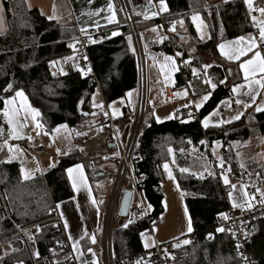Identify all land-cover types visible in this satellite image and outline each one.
<instances>
[{"label":"trees","instance_id":"trees-1","mask_svg":"<svg viewBox=\"0 0 264 264\" xmlns=\"http://www.w3.org/2000/svg\"><path fill=\"white\" fill-rule=\"evenodd\" d=\"M2 1L9 30L5 36H0V127L5 130L2 118L5 98L14 95L15 90L22 89L31 105L39 111L42 123L49 132L65 126L75 141L76 136L84 130L83 123L93 117L97 90L77 69L58 74L51 69V62H59L71 55L69 44L78 36L74 22L49 20L39 10L28 8L25 0ZM217 1L210 8L208 0H165L169 11L161 18L145 22L139 15L136 16L140 33L147 27L173 25V22H177L174 26L176 33L189 37L197 44L198 53L191 57L188 70L178 75L179 87H186L185 81L189 80L190 94L196 96L208 86L206 79H211L216 84L211 90V99L199 112V120L189 119V110L184 109L178 111L173 119L157 123L151 108H148V119L140 133L133 160L135 176L142 186L146 200L153 207L151 218L154 219L164 211V196L160 187L168 179V173L163 165L171 164L172 154L176 158L180 168L173 167L172 172L180 190L185 194V204L192 221V234L198 235V239L185 249L189 253L187 264H242L229 233L218 234L212 241L208 240V233L216 225L217 217L230 208L222 180L212 171L210 151L215 144H220V157L230 162L233 174L239 176L241 170L232 150V143L244 145L256 134H264V112L255 116L257 132L245 120L219 128L201 127L200 120L232 94L230 87L226 88L224 83H220L226 80V68L212 64L211 67L204 68L207 64L203 54L213 48L216 42L214 19L219 21L227 39L245 37L253 32L244 1ZM256 4H264V0H256ZM196 14L201 15L211 28L212 38L207 42L200 41L197 36L192 23V16ZM181 20L183 26L178 23ZM98 32L105 36V41L92 47L90 54L102 93L108 104H112L138 89L139 62L123 13L115 25ZM113 32L117 35H112ZM171 39L174 49L166 48V52L171 55L180 53L177 56L181 59L188 57L180 45V39L173 35ZM193 69L197 71L195 75ZM9 83L13 84V89L5 92ZM130 116L131 108L125 107L121 119L129 122ZM192 148L205 155V167L199 171L189 165L191 157L183 156L181 152ZM108 160L119 163V156H113L112 153ZM101 162L96 158H83L73 146L66 155L59 157L57 165L48 169L44 177L28 180L21 178V165L18 162L0 163V190L6 192L14 212L12 220L0 224V242H11L14 247L13 253L3 259L2 264L21 261L30 264L26 251L17 242L18 226L46 216L55 205L74 196L66 169L81 164L93 180L92 168L98 167ZM181 167L191 172H182ZM104 176L105 174L102 175ZM146 229L147 223L143 219L127 228L116 229L113 235L115 260L121 261L141 251V233L144 234ZM246 232L252 259L257 264H264V219L248 223ZM57 236L52 226L41 229L37 233L40 253L51 264H68L59 259L61 250L56 242Z\"/></svg>","mask_w":264,"mask_h":264},{"label":"crops","instance_id":"crops-1","mask_svg":"<svg viewBox=\"0 0 264 264\" xmlns=\"http://www.w3.org/2000/svg\"><path fill=\"white\" fill-rule=\"evenodd\" d=\"M28 8L30 9H37L40 11V13L45 16L47 19H49L50 16H54L55 18L49 19L52 21H57V22H63L66 20H72L77 28L78 31H81L83 29V32H88V31H94L98 32L100 29L115 25L120 18L122 17V10L120 6L119 0H91V3L89 0H25ZM135 1V7L137 10H140L139 16L141 19L145 22L154 20L156 18H159L158 15H164L169 11V7L167 3L165 2L167 6V11L161 12L160 11V4L159 1H154V0H134ZM218 1L217 0H208V5H210V8H213L214 4H216ZM112 4V9L109 10L108 4ZM254 5L264 7V4L257 5L256 0H254ZM0 6H2L3 11H0V28H2V31H0V36H5L8 33L9 30V25H8V19H7V14L6 10L3 4V1L0 0ZM55 7V12H53V8ZM246 7L247 14L250 15V21L251 25L253 28L252 34L245 36V38H248L250 36L256 37L257 38V44H258V49L260 50V47H262L259 43V37L255 36V31L258 30L257 27L253 26V20L252 16H255L257 20H264V16H261L260 13H256L255 11L249 14L248 8ZM149 8V11L146 9ZM99 10V11H97ZM143 11H145V14H142ZM115 14V20L116 22L114 23H109L108 22V17H110L112 14ZM152 13H157L156 15H152ZM147 15L148 18H145ZM199 20L196 23H193L194 28L196 30L197 36L202 42H207L212 38V31L209 26V24L205 21V19L199 15ZM203 22V24L200 27V31H197V25L200 24V22ZM215 26H213L215 30V36H216V42L213 48L207 50L204 52L203 56L206 59V64L207 65H217V66H222L227 69V77L226 80L224 81V86L230 87L231 92L232 88L238 85H245L244 88L238 89L240 92V95H237L232 92L231 96L228 98L223 99L220 101L218 106L207 116L208 117V123L209 127L205 128L202 124V121L204 120L201 119V127L203 129H209V128H219L222 126H228L235 124L237 122H240L242 120H245L247 125L255 130L257 132V124L255 120V116L261 112H264V110L257 112L255 111V108L264 103V90H261L260 94L256 96L255 102H253L249 96L243 95V92L247 91L246 87V81L244 79V73L240 69L239 65L242 61L245 59H248L251 57L252 53H248L247 56H242L240 60H229L225 55L221 54V50L218 47L221 43L227 44L229 41H236V39H227L225 37L224 31L217 19H214ZM173 25H171L170 28H172ZM169 28V29H170ZM155 29V31H153ZM168 32L171 35L178 34L176 33V29L174 27V30H169ZM82 32V31H81ZM166 30L164 26H151L147 27L142 31V37L144 40V46H145V51L148 53V60L147 63L149 65V82H150V92H149V107L152 110V115L154 119L156 120L157 123H163L166 121H169L173 119L178 111L188 109L189 112L191 111H196L200 112L205 105L208 103V101L212 97V89L208 84V86L204 89V91L200 95L192 96L190 94V90L186 87L182 88L179 87L178 85V75L179 73V65H178V57L176 54L171 55L166 52V48H158V49H151L150 44L153 42H159L158 39H163L166 37ZM203 35V39L201 36ZM161 39V40H162ZM180 45L183 47L184 51L188 54V57L182 58L189 66L191 65V57L195 54L198 53L197 49V44H194L192 40L189 37L184 36L183 38L180 39ZM239 46H243V42ZM228 49L226 48L225 51ZM254 49L253 51H255ZM261 51V50H260ZM261 55L264 56L261 52ZM165 57H171V61H166ZM138 58V57H137ZM197 73V71H196ZM137 90L131 91L126 98L118 100L113 102L111 105V108L113 107L114 103H117L119 101H122L121 106L116 110V120H119L123 117V109L125 107H128L127 103L131 105V100L137 93ZM173 92V95L177 97L176 101H171L170 100V93ZM178 93L180 95H178ZM186 93V94H184ZM206 94H210L208 99L205 101L203 100V97ZM5 99H10L14 100V102L18 105L19 104V97H15V94L12 96H8ZM236 99H240L242 103L240 105H237L235 103ZM5 101V100H4ZM194 102V103H190ZM195 103H200L201 106L199 109L195 107ZM247 103L249 106L244 107V104ZM99 102H96L95 105H98ZM124 104V105H123ZM20 105V104H19ZM185 105H188V107H185ZM33 107V106H32ZM131 108V106H129ZM34 108V107H33ZM215 113V114H214ZM237 113H242L240 115L239 119H232L234 115ZM171 116V119H165V117ZM2 118H3V111H2ZM159 118V121L158 119ZM26 119L24 118V122ZM221 121H230L228 123H220ZM3 122L5 125V131L9 133V126L3 118ZM42 123V120H41ZM42 125L45 127V125L42 123ZM26 126V137L32 136V133L29 131V125L26 121L25 123ZM46 133L45 136L43 135L42 137L38 138L40 141H37L36 144L38 145H47L44 144V142H50L47 146L50 147V154L51 158L49 159H44L40 163H38L33 154L25 150L26 152V159L25 161L22 160H16L14 162H18L21 167H23L26 171L28 167H30L29 163L30 161H33L35 164V167H32L31 170L28 172L31 174V178L37 177V173L42 171L46 173L48 169H50L53 166H56L59 157L61 155H64L65 153L69 152L71 148L73 147V144H69L70 146L66 148L60 147V143L54 139L55 136V131L54 132H49L48 129L45 127ZM61 135V134H60ZM27 137V138H28ZM48 137V138H47ZM25 139V138H24ZM2 142V141H1ZM215 150L216 157H213V150ZM235 148L238 149L237 154H236V160L239 164L240 167V175L236 176L234 174L231 175H226L228 180H229V185H225L222 180V184L225 186H230L231 184L237 185V188L233 190L231 188V191L233 192V197L236 200L237 203H240L241 201V196L239 192L240 185L243 184L245 180L248 177H253L257 173V168L261 167L262 168V173L264 174V134H256L253 136L250 141L244 145L240 144L239 142H234L232 143V150ZM220 144H215L212 149H211V155L213 160H217L218 162L225 161L220 157ZM52 150L53 153H52ZM59 150V151H58ZM54 156V160L52 162V165L49 163L50 160H52ZM197 158H205V155L203 153L201 154H194ZM48 164L44 165L43 163L47 162ZM213 163V162H212ZM241 164H243V168L241 167ZM74 167V166H73ZM169 171H171L172 176V165L168 164ZM83 168V176L85 178V185L86 186H81L78 185L77 190H74L72 187V182L70 181L71 187L74 191V196L71 199L65 200L60 202V208L58 209L60 214H63V224L65 228V222L68 224V228H65V231L68 235V237L71 235V237L74 240H78L79 243L76 246L78 248V251L74 250L73 247V240L71 241L73 252H74V257H75V262L76 264H84L85 261L88 262V264H92V261L95 260L96 264H101V247L104 244V233L105 230L102 231V216L100 214V202L97 200V194H96V189L92 187V184L90 182V179L88 178V174L86 170ZM212 171L214 172V168H212ZM106 174L110 172L105 171ZM215 173V172H214ZM108 174V176H110ZM68 175V173H67ZM73 176H76V172L73 173ZM112 176V175H111ZM111 180L113 177H111ZM102 177V175H100ZM105 177V176H104ZM114 181V179H113ZM171 181V179L168 177L166 181H164L161 184L160 187V192L163 194V186L168 182ZM174 181L177 183L176 179L174 178ZM178 186V183H177ZM97 187V186H96ZM179 187V186H178ZM100 190V189H99ZM101 191V190H100ZM107 193V190H105ZM264 191V190H261ZM179 192L183 194L184 197V192H182L179 188ZM89 193L91 195H89ZM250 194H255V199L251 201H260V195L257 192L250 193ZM164 196V195H163ZM110 199V196H109ZM141 199L143 204L145 205L147 212L149 214H152L153 212V207L151 206L150 209L147 208V205H150L148 201L146 200L143 192L141 193ZM229 199V196H228ZM95 201L93 203L92 201ZM229 203L231 206H233V200L229 199ZM161 218V216H160ZM105 222V221H104ZM162 224V220H161ZM193 231V229H192ZM86 233V234H85ZM192 233V232H191ZM190 233V234H191ZM83 237V238H81ZM91 237L95 238V243L92 242ZM153 239V238H151ZM174 238H168L165 240V243L172 242ZM154 243V241H153ZM6 245H10L12 247L11 251L7 255H3L0 251V257L5 259L7 256L11 255L14 251V247L11 242L7 243H1L0 242V250ZM153 245V244H152ZM91 248L92 252H89L88 249ZM144 248V246H143ZM94 254V255H93ZM0 258V259H1ZM22 264H26L24 261H21ZM21 262H16L14 264H21ZM31 264V263H30Z\"/></svg>","mask_w":264,"mask_h":264},{"label":"built area","instance_id":"built-area-1","mask_svg":"<svg viewBox=\"0 0 264 264\" xmlns=\"http://www.w3.org/2000/svg\"><path fill=\"white\" fill-rule=\"evenodd\" d=\"M122 13L124 14L127 24L136 39L137 53L140 64L145 63L146 55L143 49H139V41L141 35L139 33L136 16L139 15V10L136 9L132 0H119ZM244 1V0H242ZM261 7V6H257ZM259 13L258 11H255ZM142 14H145L143 11ZM250 18V15H248ZM161 18V15H158ZM166 30V37L160 42H153L150 44L151 49L158 48H169L174 49V44L168 29L171 25L163 24ZM255 36H258V30L255 31ZM79 41V43H76ZM105 41V36L99 32L88 31L81 32L78 31V36L72 41L71 44H75V53L72 48L71 56L74 55L76 66H73L72 60L65 61L64 58L59 60V67L52 64L51 69L55 74L60 72H68L72 69H77L82 73L84 78H87L92 84L95 85L100 102L98 105L101 107H96L93 112V117L83 125L87 126L86 130L80 132L75 140V150H77L82 155L94 157V158H106L112 155L114 150L118 152L119 156V171L114 183V188L109 202L108 210V222L105 234L104 242V264H187L189 261V253L185 251L190 245H192L197 239V234H189L181 239L169 242V243H158L155 239L154 229L157 225L161 224V218L156 217L151 218V214L147 212L145 205L141 199L142 186L135 176L133 169V160L137 150L138 139L140 132H136L137 124L135 128L130 130V132L125 131L126 136L120 132L116 118L112 114L110 104L106 101L98 80V77L94 70V64L91 58L90 49L97 44H101ZM262 54L264 55V46L260 47ZM142 60L144 62H142ZM179 65V73L183 74L188 70V64L181 58H177ZM186 88L189 89L191 82L189 80L185 81ZM170 93V100L176 101L177 97ZM107 113V114H105ZM189 119L199 120V113L196 111L189 112ZM136 123H140V116L136 115ZM9 134L3 130L0 132V142L7 140ZM114 144L115 148H111ZM20 146L25 148L28 152L33 154L35 160L40 163L44 159L51 158L50 147L47 145H38L34 142L32 136L27 139L20 141ZM214 172L220 178L222 175L233 174V166L228 161H223V167H221V162L213 160ZM37 177H44L45 173L40 171ZM245 190L250 194L256 192V189L264 190V174L262 172H257L253 177H248L244 182ZM224 191L227 196L229 191H231L230 186H225ZM125 191L132 192V200L129 207V212L126 217L119 216V209L124 196ZM253 205L252 208L245 207L241 210L240 207L230 208L224 213L228 216V219H224L223 216H218L216 225L209 231L212 234V238L208 240L212 241L218 234L229 233L234 241V246L236 252L240 258L242 264H257L251 257L248 250V238H245L246 226L248 223L256 220L264 219V203L260 201H250ZM14 212L12 210L10 201L4 190H0V224L12 220ZM145 220L147 223V229L144 232V237L153 238L154 243L149 248H143L141 251L123 258L121 261H117L114 258L113 252V227L116 220H119V225L121 228H127L132 224H135L139 220ZM132 223H129V221ZM127 224V227L124 225ZM40 226V230L52 226L55 228L58 236L56 239L57 245L60 247L61 253L59 259L62 262L68 264H76L74 252L72 248L71 241L65 231L63 220L59 210L56 205L51 209V211L43 217L34 219L32 221L26 222L18 226V240L22 245V248L26 251L31 264H51L48 258L41 255L39 246L37 243V228ZM217 228H224L222 232H217ZM208 233V234H209ZM235 233V236L232 234ZM31 237V239H30ZM189 240L190 243L184 245L183 240ZM241 247L237 251V244ZM179 244V247H174V245ZM36 253L39 255L37 256ZM241 254L247 257V261L241 259ZM1 258V257H0ZM0 264H2V258L0 259Z\"/></svg>","mask_w":264,"mask_h":264},{"label":"rangeland","instance_id":"rangeland-1","mask_svg":"<svg viewBox=\"0 0 264 264\" xmlns=\"http://www.w3.org/2000/svg\"><path fill=\"white\" fill-rule=\"evenodd\" d=\"M132 2H133V4L135 3L134 0H132ZM140 35H141L140 39L142 41L140 42V40H138V38H137V41H139V49H143L145 51L146 49H145V46H144V40H143V37H142V32L140 33ZM131 39H132V44H133L134 51L136 52V55L138 57V53H137L138 49H137L136 39L134 38L132 32H131ZM161 39H158L159 42L161 41ZM145 53H147V52L145 51ZM147 60H148V57L146 55L145 63H143L142 71L140 72V61H139V58H138L140 83H139V87H138L137 93L135 94V96L131 100V105H129L127 103L128 106H131L130 121L129 122H124V120H122V119H119L117 121V122H119L118 128L120 129V132H122V134L124 136H126L128 134L127 132H130L131 128L133 130L135 128L136 124H137L136 132H140L141 133L142 129H143V127H145L146 121L148 119L147 118L148 117V108H150L149 107V103H150L149 102V99H150V96H149V92H150V89H149L150 88L149 68L150 67H149V65L147 63ZM55 65L57 67H59V62L56 63ZM25 97L27 98L26 99L27 105H30L31 108H33L31 103H30V101H29V98L27 97V95H25ZM96 102H100V99H99V96H98L97 92L95 93L94 104ZM21 103L22 102H21V99H20L19 100V104H21ZM19 104L17 105L14 102V105L16 107H19L20 106ZM121 104H122V101H119L117 103H114L113 107L111 108L112 114H113L114 117H116V110L115 109H117L118 106L120 107ZM137 114H138V116H140V123H136V115ZM3 118H4V116H3ZM24 118L26 119V121H27V123L29 125V131L33 135V140L37 143V141H40L38 138L42 137L43 135L45 136V133H46V129L41 123V115H40V113H39V116H37L35 121H34L32 119V113L30 111L26 112V111H24L22 109L21 112H20V120H21L22 123L24 122ZM4 120H5V118H4ZM37 123L39 125H42V127H37ZM82 126H83V129H84L83 131H85L87 126H85V125H82ZM125 131H126L127 134H125ZM20 135L22 136V138H8L7 139V144H4L5 140L0 142V163H3V162H14V161L19 160V159L22 160V161H25V159H26L25 150L26 149L23 148L22 146H20V141L24 140V138L27 139V137H28V136L26 137V135H27L26 126H24L21 129ZM76 138H77V136H76ZM54 139L56 140V142L58 141V143H60V147H62L63 149L68 147V146H70L71 144H73L72 146H74V144H75V141L73 139V135L71 134V132L69 130L66 129V127H59L55 131ZM49 143L50 142H44V144H47V145ZM9 149H11V151H9ZM215 150H217L216 147L212 151L213 154H214L213 157L217 158L216 154H215V152H216ZM53 151L54 150H52V153H53ZM237 151H238L237 148H235L233 150L235 156L237 154ZM181 152H182L183 156H187L189 158L191 157V160L189 161V165L191 167L193 166V168H196L197 171L201 170L202 167H205L204 166L205 163L203 162V158H197L196 156H194V154H198V153L201 154V152L197 151V149L192 148V149H190L188 151H182L181 150ZM114 155H118V152L116 150H114V152H113V156ZM82 157L85 158V159L94 158V157H90V156H86V155H82ZM110 157L111 156L106 157V158H96V159H100L102 162L99 163L98 167H93L92 168L93 180H91L90 175L88 174V178L90 179L92 187H94L96 189L97 200H98V202H100L99 204L101 205L100 206V214H101V216L103 218L102 219V224H101L102 227L101 228H102V231L105 230L104 242H105V234H106L107 222H108V210H109V202H110L109 196L111 198L112 191H113V188H114V183L116 181V177H117V174H118V171H119V167H118L119 163H114L112 161H109L108 158H110ZM211 159H212V162H213L212 155H211ZM53 160H54V156H53L52 160H50V162H49L51 165H52ZM176 161H177L176 158L172 154V161H171L172 167H177L178 168L179 165H178V163ZM35 164L36 163H34L33 161H30V163H29L30 167H28L26 169V172L31 170L32 167H35ZM43 164L47 165L48 161L46 163L44 162ZM212 166L214 168V165H212ZM181 169H185V168L181 167ZM105 171L110 172L112 176L109 173L106 174ZM261 171H262V168L258 167V171L257 172H261ZM187 172H191V171H187ZM99 173L100 174H105V177H101L100 178L99 177ZM108 174L111 177H113L114 181H113V179L111 180V178H110V176H108ZM105 190H107V193H106ZM181 194L182 193L179 192V187L177 186V183L173 179H171V181H168L163 186V195H164L163 206H164V211H163V214L161 215L162 224L157 225L155 227V230H154L155 239H156V241L158 243H165V240L168 239V238H171V239L174 238V240H172V241H175V240L181 239L182 237H184L186 235H189L192 232V231L191 232L187 231L188 222H189V219L191 220V218H190L187 206L185 204V199H184L183 196H181ZM191 225H192V221H191ZM118 228H121V226L119 225V220H116L115 224H114V227H113V232L116 229H118ZM113 235H114V233H113ZM153 241H154L153 239H151L149 237H145V238H143V246L145 247V243H148L149 247H151L152 244H153ZM17 242H19L18 239H17ZM149 247H147V248H149ZM11 249H12V247L10 245H6L5 247L2 246L0 251H1V253L3 255H7L11 251ZM101 259H102L101 260V264H104L105 263V259H104V244L101 247Z\"/></svg>","mask_w":264,"mask_h":264},{"label":"snow or ice","instance_id":"snow-or-ice-1","mask_svg":"<svg viewBox=\"0 0 264 264\" xmlns=\"http://www.w3.org/2000/svg\"><path fill=\"white\" fill-rule=\"evenodd\" d=\"M89 2L91 3V0H89ZM245 5L248 8L249 14H251L254 11H258L260 13L261 16H264V7H256L254 5V0H244ZM159 4H160V11L164 12L167 11V6L165 4V0H159ZM108 8L109 10L112 9V4L109 3L108 4ZM0 11H3L2 6H0ZM99 11V10H97ZM53 12H55V7L53 8ZM157 13H152V15H156ZM55 18L54 16H50L49 19H53ZM145 18H148L147 15ZM109 23H114L116 22L115 20V14L113 13L110 17L107 18ZM199 16L198 14L193 15L192 16V21L193 23H196L199 20ZM252 20H253V26L258 28V37H259V43L261 46H264V20H257V18L255 16H252ZM175 23L177 22H173V27L170 28L169 30H174V26ZM178 23L181 24V26H183V21H178ZM203 24V22L201 21L200 24L197 25V31H200V27ZM0 31H2V28H0ZM81 31L83 32V29H81ZM153 31H155V29H153ZM112 35H117L116 32H113ZM201 38L203 39V35L201 36ZM130 40V37H129ZM241 42H243V46H239L241 44ZM76 43H79V41H76ZM218 47L221 50V54L225 55L227 57V59L229 60H240V58L242 56H247L248 53H252L251 57L248 59H245L244 61H242L239 65L240 69L243 71L244 73V79L247 82L246 83V87H247V91L243 92V95L249 96L250 99L255 102L256 100V96L258 94H260L261 90H264V56L261 55V51L258 49V44H257V38L256 37H238L236 41H229L227 42V44L221 43L220 45H218ZM69 48H72L74 50L75 53V44H69ZM228 49L227 51H225V49ZM254 49H256L255 51H253ZM177 55H180V53H177ZM65 61L67 60H72L73 61V66H76L75 63V58L74 55L71 57H65L64 58ZM166 61H171L172 63H174V61H172L171 57H165ZM52 64L58 63V62H51ZM211 67V65H204V68L207 69ZM83 74V71H82ZM193 74H196V70L193 69ZM205 75H207V73H205ZM205 83L208 84L211 88H215L216 84L213 83L211 81V79H206ZM220 83H224V81H220ZM245 85H238L232 88V92L240 95V92L238 91V89L244 88ZM13 89V84L9 83L7 85V87L4 89L5 92L9 91ZM186 94V93H184ZM130 95V94H129ZM178 95H180L178 93ZM210 94H206L203 97V100H207ZM15 97H19L21 99V104L19 107H16L14 105V100H10V99H5L4 101V109H3V116L9 126V138H22V136L20 135L21 129L25 126V122H21L20 120V112L23 109L24 111H30L32 113V119L35 121L36 117L39 116V112L38 110L31 108L30 105H27L26 103V97L24 95V91L22 89H17L15 90ZM190 103H194V102H190ZM235 103L237 105H240L242 103V101L240 99H236ZM94 107H101L100 105H93ZM201 106L200 103H195V107L197 109H199ZM249 105L247 103L244 104V107H248ZM111 107V105L109 106ZM185 107H188V105H185ZM264 110V103L258 105L255 108V111L260 112ZM107 114V113H105ZM215 114V113H214ZM242 113H237L236 115H234L232 117V119H239L240 115ZM191 115V113L189 114ZM172 117H165V119H171ZM159 121V118H157ZM230 121H221L220 123H228ZM202 124L205 128L209 127V123H208V117H205L204 120L202 121ZM37 127H42V125H39L37 123ZM65 127V126H62ZM39 134V133H38ZM201 143H203V141H201ZM4 144H7V140L4 141ZM9 151H11V149H9ZM59 151V150H58ZM171 151V149L169 150ZM66 155V153H65ZM164 170L168 173V177L170 179L174 180V177L172 176L171 171H169V167L168 164L165 163L163 165ZM221 167H223V161L221 160ZM241 167L243 168V164H241ZM182 172L187 171V169H181ZM66 172L68 173V179L72 182V187L74 190H77L78 185L81 186H86L85 185V178L83 176V168L82 165L77 164L74 167H69L66 169ZM76 172V176H73V173ZM20 175L21 178L23 180H28L31 179V174L26 172L25 169L23 167H21L20 169ZM222 179L225 185H229V180L227 178L226 175H222ZM230 187L235 190L237 188V185L235 184H231ZM245 185L241 184L240 188H239V192H240V196L241 201L240 203H237L236 200L233 197V192L229 191L228 196L230 200H233V207H240L241 210H244L245 207L247 208H252L253 205L250 203L251 200H254L255 194H249L246 190H245ZM256 192L259 193L260 195V202L264 203V191H261L259 188L256 189ZM89 195H91L89 193ZM181 196H183V194H181ZM93 203H95V201H92ZM56 208L59 209L60 208V204L58 203L56 205ZM147 208L150 209L151 205H147ZM187 214V213H186ZM221 216H223L224 219H228V216L224 213L220 214ZM61 218H63V214L61 213ZM129 223H132V221L130 220ZM128 225L125 224L124 227H127ZM37 232L40 231V226L37 225ZM65 228H68V224L67 222H65ZM155 230V229H154ZM224 228H217L216 231L217 232H222L224 231ZM188 232L192 231V225H191V220L189 219L188 222V228H187ZM86 234V233H85ZM233 236H235V233L232 234ZM247 233H245V238H247ZM141 237H144V234L141 233ZM83 238V237H81ZM208 238L211 239L212 238V234L209 233L208 234ZM31 239V237H30ZM70 240H73V247L74 250L78 251V248L76 247L79 243L78 240H74L71 235L69 236ZM92 242L95 243V238L91 237ZM182 243L184 245H187L190 243L189 240L185 239L182 241ZM180 245H174V247H179ZM145 247H149L148 243H145ZM241 247V245L238 243L237 244V251H239V248ZM89 252H92V249L89 248L88 249ZM36 255L38 256L39 254L36 253ZM94 255V254H93ZM241 259L247 261V257H244L241 254ZM22 264V262H21ZM84 264H88L87 261L84 262ZM92 264H96L95 260L92 261ZM137 264H139V261L137 262Z\"/></svg>","mask_w":264,"mask_h":264},{"label":"water","instance_id":"water-1","mask_svg":"<svg viewBox=\"0 0 264 264\" xmlns=\"http://www.w3.org/2000/svg\"><path fill=\"white\" fill-rule=\"evenodd\" d=\"M146 10L149 11V8H147ZM174 37L177 38V39H181L184 36L183 35H180V34H175ZM2 131H3V128L0 127V132H2ZM111 148L114 149L115 148V145L112 144L111 145ZM100 175H103V174H100ZM131 200H132V192L125 191L124 196L122 198L121 205H120V209H119V216L120 217H126L128 215Z\"/></svg>","mask_w":264,"mask_h":264},{"label":"bare ground","instance_id":"bare-ground-1","mask_svg":"<svg viewBox=\"0 0 264 264\" xmlns=\"http://www.w3.org/2000/svg\"><path fill=\"white\" fill-rule=\"evenodd\" d=\"M142 62H144L143 60H142ZM143 65V64H142ZM142 65L140 64V72L142 71Z\"/></svg>","mask_w":264,"mask_h":264}]
</instances>
